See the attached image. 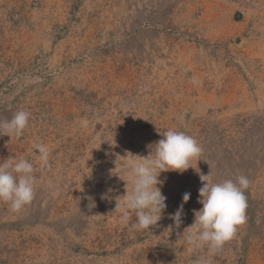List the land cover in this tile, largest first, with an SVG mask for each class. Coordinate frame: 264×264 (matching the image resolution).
I'll use <instances>...</instances> for the list:
<instances>
[{
    "label": "rangeland",
    "instance_id": "rangeland-1",
    "mask_svg": "<svg viewBox=\"0 0 264 264\" xmlns=\"http://www.w3.org/2000/svg\"><path fill=\"white\" fill-rule=\"evenodd\" d=\"M21 109L0 163L31 161L35 196L18 212L0 201V264H264V0H0V120ZM167 130L203 152L160 174L167 207L138 230L115 207ZM201 175L250 182L246 222L212 256L182 236Z\"/></svg>",
    "mask_w": 264,
    "mask_h": 264
},
{
    "label": "clouds",
    "instance_id": "clouds-1",
    "mask_svg": "<svg viewBox=\"0 0 264 264\" xmlns=\"http://www.w3.org/2000/svg\"><path fill=\"white\" fill-rule=\"evenodd\" d=\"M30 116V112L21 109L10 120H0V136L22 137L29 125ZM33 147L39 153L40 167H49V148L43 143L34 144ZM149 147V155L131 161L127 180H124L132 185L131 191L126 190L123 205L117 203L115 207L125 225L130 220V213H134L136 223L132 226L138 230L157 225L167 207L166 197L157 186L162 184L160 174L186 171L193 167L191 161H198L203 152L195 138L177 130L165 131L163 138ZM200 179L204 182L198 190V202L202 208L194 210V223L186 228L187 231L184 230L182 236L187 244L195 249L206 248L208 255L212 256L233 239L238 226L246 222L245 190L250 182L245 175L222 182H212L209 175H201ZM34 184V166L28 159L9 158L0 163V201L10 204L13 212L20 211L32 202L35 196ZM189 198L190 193L183 194L184 203ZM182 215L183 204L171 214L177 228L183 223ZM196 264H209V261L200 258Z\"/></svg>",
    "mask_w": 264,
    "mask_h": 264
}]
</instances>
